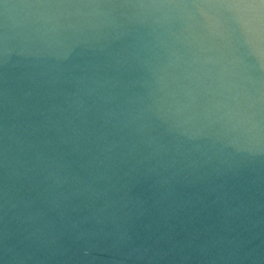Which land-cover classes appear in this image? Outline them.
<instances>
[{
    "label": "water",
    "instance_id": "1",
    "mask_svg": "<svg viewBox=\"0 0 264 264\" xmlns=\"http://www.w3.org/2000/svg\"><path fill=\"white\" fill-rule=\"evenodd\" d=\"M0 264H264V0H0Z\"/></svg>",
    "mask_w": 264,
    "mask_h": 264
}]
</instances>
